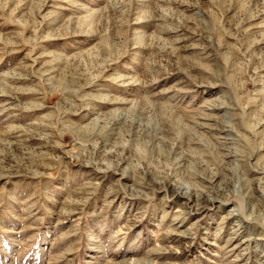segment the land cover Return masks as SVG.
Wrapping results in <instances>:
<instances>
[{"label":"rangeland","instance_id":"obj_1","mask_svg":"<svg viewBox=\"0 0 264 264\" xmlns=\"http://www.w3.org/2000/svg\"><path fill=\"white\" fill-rule=\"evenodd\" d=\"M263 258L264 0H0V264Z\"/></svg>","mask_w":264,"mask_h":264},{"label":"bare ground","instance_id":"obj_2","mask_svg":"<svg viewBox=\"0 0 264 264\" xmlns=\"http://www.w3.org/2000/svg\"><path fill=\"white\" fill-rule=\"evenodd\" d=\"M186 192V191H185ZM188 192V191H187ZM184 193V192H183ZM260 264H264V258L262 259L261 263Z\"/></svg>","mask_w":264,"mask_h":264}]
</instances>
